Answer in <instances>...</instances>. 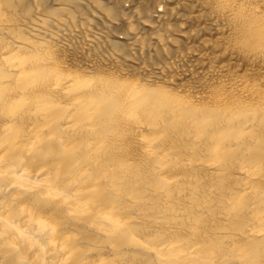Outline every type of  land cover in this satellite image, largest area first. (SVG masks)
Returning <instances> with one entry per match:
<instances>
[{
  "label": "bare ground",
  "instance_id": "1",
  "mask_svg": "<svg viewBox=\"0 0 264 264\" xmlns=\"http://www.w3.org/2000/svg\"><path fill=\"white\" fill-rule=\"evenodd\" d=\"M0 264H264V0H0Z\"/></svg>",
  "mask_w": 264,
  "mask_h": 264
}]
</instances>
